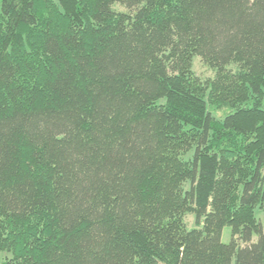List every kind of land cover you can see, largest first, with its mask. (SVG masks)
Returning a JSON list of instances; mask_svg holds the SVG:
<instances>
[{
  "label": "trees",
  "instance_id": "obj_1",
  "mask_svg": "<svg viewBox=\"0 0 264 264\" xmlns=\"http://www.w3.org/2000/svg\"><path fill=\"white\" fill-rule=\"evenodd\" d=\"M263 99L264 0H1L0 264H264Z\"/></svg>",
  "mask_w": 264,
  "mask_h": 264
},
{
  "label": "rangeland",
  "instance_id": "obj_2",
  "mask_svg": "<svg viewBox=\"0 0 264 264\" xmlns=\"http://www.w3.org/2000/svg\"><path fill=\"white\" fill-rule=\"evenodd\" d=\"M0 4H1V0H0ZM114 9L116 11H120L123 12L125 11L124 8H122L119 5H116L114 7ZM232 70H235L234 66L229 67ZM192 70L194 72V74L199 77L202 81H206L208 79H213L215 76V71L213 69H211L210 67H208L207 65H205L198 57H195L193 59L192 62ZM262 109H264V99L262 101ZM208 110L210 112V114L212 115V117L215 120H222L224 118V116L230 112V110L228 109H217L214 106H208ZM256 217L258 219V221H260V223L263 226V230H264V209L263 210H259L256 212ZM183 221L185 224V227L187 230H192V229H198L196 222H195V217L194 215L190 214V213H186L183 216ZM221 240L223 243L227 244L230 241V229L228 227H225L222 231V237ZM256 240V239H254Z\"/></svg>",
  "mask_w": 264,
  "mask_h": 264
}]
</instances>
